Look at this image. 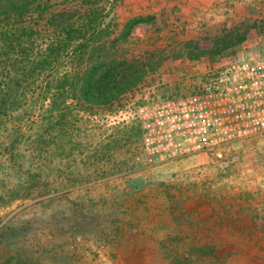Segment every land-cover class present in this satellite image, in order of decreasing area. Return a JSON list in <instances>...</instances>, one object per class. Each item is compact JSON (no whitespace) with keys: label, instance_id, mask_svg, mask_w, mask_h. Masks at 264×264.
I'll list each match as a JSON object with an SVG mask.
<instances>
[{"label":"rangeland","instance_id":"obj_1","mask_svg":"<svg viewBox=\"0 0 264 264\" xmlns=\"http://www.w3.org/2000/svg\"><path fill=\"white\" fill-rule=\"evenodd\" d=\"M49 3L56 11H73L77 25L81 8L101 10L105 49L93 50V56L101 54L139 78L109 104L81 103L70 91H48L47 72L14 93L17 100L0 126V264L18 257L32 264H128L132 253L155 250L152 236H162L161 250L172 264H226L231 252L245 246L229 240L240 241L235 235L246 231L221 225L217 238L212 236L217 230L205 226L198 237L200 213L184 210L204 203H248L235 174L244 161L264 160V135L219 154L151 167L140 121L119 112L154 97L190 95L207 67L225 53L256 60L264 49L227 51L233 41L237 46L243 41L239 33L203 36L200 0ZM136 18L144 22L125 37V24ZM39 31L34 51L44 50L49 39L44 26ZM54 71L58 80L73 77L74 65L62 57ZM172 220L173 229L167 224ZM166 235L172 242L165 243ZM215 239L220 242H210ZM250 245L264 252V245ZM136 257L137 264L144 262Z\"/></svg>","mask_w":264,"mask_h":264},{"label":"trees","instance_id":"obj_2","mask_svg":"<svg viewBox=\"0 0 264 264\" xmlns=\"http://www.w3.org/2000/svg\"><path fill=\"white\" fill-rule=\"evenodd\" d=\"M49 2L0 0V126L13 107L11 101L17 100L14 93L23 91L32 81L38 82L37 76L44 72L49 74L45 81L48 91H70L87 104H109L139 78L138 73L130 76L131 70L123 66L125 71L120 72L121 64L108 63L101 54L93 56V50L101 53L105 49L101 10L94 5L81 8L77 12L83 11V17L77 25L73 11H56ZM143 22V18L128 21L124 36ZM41 26L50 34L48 43L44 50L34 51ZM62 57L74 65V74L58 80L54 67ZM2 264L32 263L18 257Z\"/></svg>","mask_w":264,"mask_h":264},{"label":"built area","instance_id":"obj_3","mask_svg":"<svg viewBox=\"0 0 264 264\" xmlns=\"http://www.w3.org/2000/svg\"><path fill=\"white\" fill-rule=\"evenodd\" d=\"M138 119L146 163L158 166L221 153L264 135V56L225 53L190 95L154 97L119 116Z\"/></svg>","mask_w":264,"mask_h":264},{"label":"crops","instance_id":"obj_4","mask_svg":"<svg viewBox=\"0 0 264 264\" xmlns=\"http://www.w3.org/2000/svg\"><path fill=\"white\" fill-rule=\"evenodd\" d=\"M200 2L203 15V23L201 24L203 26V36L227 33L230 37H236L239 33L243 41L238 46L233 41L232 45L234 47L231 46L227 51L237 47L264 49V0H200ZM205 59L203 58L202 61H205ZM254 152L258 151L254 150ZM253 160L251 162H242L240 164L243 167L242 171L235 174V178L240 176L238 183L244 186L245 189L242 190V194L249 201L248 203L237 206L204 203L192 210L188 209L186 205L184 210L186 215L194 211L200 213V217L196 221L198 224V237H202L205 234V226L206 228L217 230L216 233L213 232L212 234L213 237L217 238H220L221 235L219 230L221 225L230 229L239 228L246 231L235 235L237 238L241 237L240 241L229 240L228 243L238 242L245 246L238 248L237 252H231L226 257V264H264V252L258 251L260 247L254 248L250 245H264V171L262 173L260 165L264 164V160L261 159L259 163L256 161L257 164ZM250 164H253L251 168ZM259 166L261 171L257 173L256 169ZM238 194L240 195V193ZM235 212L239 213L236 214ZM208 218L209 220H206ZM167 224L171 229L177 226L173 220L168 221ZM184 228L187 229L189 227ZM231 237L233 238V235ZM212 241L213 243L220 242L217 239L210 240V242ZM166 242H172L168 240V235L165 236ZM149 243L156 245L155 250L151 251L149 255L132 253L128 264H137V262L133 261L134 258L137 259L136 256H142V260L144 259V262L142 261L140 264H172V258H169L161 250L160 245L164 243L162 236H152L149 239ZM220 254L222 253L220 252ZM220 254L218 253L217 256H222Z\"/></svg>","mask_w":264,"mask_h":264}]
</instances>
